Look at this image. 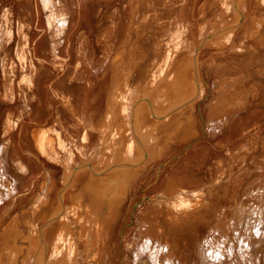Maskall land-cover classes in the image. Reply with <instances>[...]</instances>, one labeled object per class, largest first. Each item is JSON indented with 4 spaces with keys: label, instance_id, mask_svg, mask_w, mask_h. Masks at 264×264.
Segmentation results:
<instances>
[{
    "label": "bare ground",
    "instance_id": "obj_1",
    "mask_svg": "<svg viewBox=\"0 0 264 264\" xmlns=\"http://www.w3.org/2000/svg\"><path fill=\"white\" fill-rule=\"evenodd\" d=\"M104 1L108 2L110 0ZM167 1L169 0H164L163 2L167 3ZM182 1H185V3H183V12H186L189 9V0ZM64 2L65 0H40L41 6L44 7L47 12H49L44 17L48 30V36L44 39H38L34 43L33 47L30 43V36L25 31V25L20 20H17L15 26L12 25L10 16L11 13L6 8V10L0 14V101L3 103H12L18 99V101L22 103L24 110L20 109L18 111L14 126L18 125L20 121L24 122L25 115L28 117H33L34 120L38 122L47 116L52 117V124L47 123L39 125L38 123H35L36 126H32V139L30 138L29 134H23L24 125H22L19 135V139L23 141V143L25 142L24 146L26 145V148L24 151L30 158L29 164L31 166L28 165L27 167H29L30 170H33V167L37 165V162L33 160V157L39 160L41 163L39 167L42 170L41 174L44 176V179L40 185V193L33 195V198L31 197V192L33 191L35 184H37L38 176L31 178L30 183L23 191L18 190V186L16 184H9L10 187H7L4 184L3 179L5 172H7L6 167L5 165H0V203L3 202L4 199L6 200L8 197L11 199L8 208H6L3 214L0 215V223H2L7 217L8 212L14 209V206H18L23 201H27L30 198L32 199L31 204H29L30 206H28V209L22 211L27 213V215L29 213V217L33 216L35 218L39 215L42 221L41 224L36 225L29 232L27 231L28 234L23 236L22 239L26 242L25 245L20 244L19 242V244H16V240L15 243L9 242L11 241V237L9 238L10 240H7L9 243L4 245L5 247H3V251H0V264H79V260L83 254L86 260L85 264H115L114 260L112 259V250L114 247L113 226L117 223V215L119 214L118 210L122 201L125 199L124 195L128 194V191L130 190L129 188L132 187V184L139 176L141 171L139 169H142L144 164L154 157L152 155L158 156V150L153 151L152 153L149 152L147 144L149 143L150 136L154 135V133L161 128L160 130L164 129L172 139H178V134L181 133L183 128L188 126V122L190 120L189 117L191 116L194 108L193 105L198 96L200 97L203 90L201 79L202 61L200 60V54H198L199 49L205 48L207 46H213L214 48L215 46L222 47L228 41V39L225 37L227 35L225 34H227L230 28L228 29L227 27H225V34L223 33L225 36L223 37V34L220 36V26H218L215 30L211 29V32L209 30L210 33H201V35L204 36H201L198 41L196 39H189L188 33L191 31L184 27L183 38L185 39L180 43L176 37L171 36L172 47L165 51V53L160 58L163 63L161 67H159L161 70H157L160 71L158 77L156 74L153 75V70L157 68L156 66L152 70L149 69L143 84H141L136 91L130 90L128 96L126 94V89L129 88L128 78L131 77V71H126L129 72V76L127 75L128 77L126 79L125 75V80L121 78L122 81L112 75L113 79H111V84L112 91L114 92L113 96H115L114 94L118 95V93L119 96H117L116 102H114L111 95L112 91L110 92L111 94L109 95V101L111 100L113 103L110 101L112 104H108L107 102V112L105 111L106 116L103 118L101 123L96 126V132H98V135L100 136L102 146L101 152L97 158L98 160L93 163L92 155L88 154V147L91 145L90 133L88 130H86V126H84L82 123L81 127L77 129L76 134H73V126H70V122H68L65 118V115H69L70 118L76 119L77 124L79 122L78 119H82V122L85 120V117L89 115L88 107L92 101L91 95L96 82L91 75L92 65H90L89 62L85 64V70L82 69V66H84L83 62L86 59L84 53L85 50L83 49V51L82 47V53H78L75 58L73 57V64L70 62L71 54L73 52L71 51V49L73 50V44L70 42L72 41L70 37L72 32L70 30L68 31L67 26L70 21L71 11ZM132 4V6L140 5L137 0L132 2ZM201 6L200 8H202ZM245 6L246 0H235L233 2L231 9L229 10L230 15L233 16V23L231 24L233 29L240 21ZM130 8L132 9V7ZM203 9L205 8H202V10ZM133 10L134 7L132 11ZM171 10V8L167 7L163 8L162 11L166 14L170 13ZM130 13L133 17L134 13ZM202 14L204 15V13ZM132 17H130V19ZM212 18H214V16ZM230 20L231 19H229V21ZM257 20L258 18L256 21L254 20L256 25L254 22L252 23L251 30H253L254 34L259 32L261 28L260 23L257 25ZM72 23V27H75L74 20ZM225 23H222V25H225ZM207 25V20L202 22L200 31H202ZM129 26L133 27L134 29V26L128 25V27ZM221 28H223L224 32V27ZM135 29L137 30V28ZM104 34L103 36L106 35ZM255 35L256 37H259V35ZM228 36L230 37L231 34ZM129 39L130 38H128V40ZM66 40L67 45H65ZM14 42V47H11L13 49V53H11V48L9 51V47ZM257 42L255 41V43ZM162 46V40L158 39L153 45V48L156 50V52H160ZM122 47L124 46L122 45ZM130 50L131 49L129 48V51ZM38 52H41V54L43 53V56L39 55ZM124 55L125 49L120 48L117 52H114V55L109 59V65H114L116 60L118 63L121 62ZM143 55L144 54L142 53L138 56L130 54L128 57H126V59L128 58V65L132 64L133 62L135 63L136 67H141L139 63L141 60H145ZM120 64L122 65L123 61ZM18 69L20 76H18ZM51 69H53L52 74L54 73L56 78L55 81L51 79L52 82L54 81L53 83L51 82L47 84L48 82L46 83V78H48L49 70ZM263 73L264 71L262 72V75ZM239 79H245L243 74L234 76L233 79L231 78L224 80L223 78L221 81L219 80L220 85H218L220 86L219 90L221 93H223V95L226 94V96H235V102L236 99H238L240 96H243V94H246L247 96L250 92H252L250 90H246L244 87H241L242 84L239 83ZM150 86L153 87L152 90H149ZM258 86V82H254L253 90L256 91ZM143 89L144 91H142ZM220 95L222 96V94ZM237 96L239 97L237 98ZM246 98L244 100H246ZM76 100L79 102L78 107L75 105ZM216 100H219V97L216 98ZM227 100L229 101V99ZM31 102H33V105L30 104ZM34 102L38 104L37 107L34 105ZM223 104L225 106V103ZM221 105L222 104L219 103L218 106L223 107V105ZM232 105L234 106V104ZM211 109H213L212 106ZM223 110H226L227 112L228 105L227 108ZM184 111L188 112V114H186L185 121H183L181 118V116L184 114ZM6 118V121H3L6 127L4 129L5 132L8 131V125L10 124L9 118ZM62 133L66 137L67 141L70 142L71 147L75 148L74 153L72 148H68L65 142L62 140ZM254 136H252V138ZM117 141H119L118 146H114L112 150L107 148L110 142L115 144ZM240 144L242 145V143ZM253 144L254 142H249L247 148L250 147L251 149ZM31 145H35L36 148H32ZM5 146L7 145H0V156L2 161L5 160ZM255 146L257 147V145ZM60 150L63 151L64 155L61 154ZM262 153L264 154V150ZM39 154L42 156V158L44 157L47 162L49 161L50 163L61 164L63 166L64 175H62L63 180L61 185L56 184L53 179V172L51 168L46 166L45 161L41 162ZM105 154H112L113 159L110 161H104L103 157ZM136 155H138L139 160L137 163L135 162L136 164H132V162L135 161L133 159H135ZM231 155L233 156L234 154ZM231 155L229 158H231ZM138 157L136 156L137 159ZM261 157L262 158L254 159V161L257 160L255 163H258L260 162L259 160L262 161L264 159L263 155ZM236 158H233V160L231 159L228 162L225 160L227 163L223 162L224 160L221 161L225 163V165H221L223 167L219 169L220 174L218 173V175H220V179H216L215 182L211 183V186L208 190L209 193L204 191L201 192V187L197 189H191L189 188L190 186H186L174 177L167 179L168 183L165 193L159 197L157 196L158 198L154 199L155 202L153 199H151L154 202L153 207L148 212L146 211L147 213L144 215L145 219L143 220L146 222V224L143 225L141 229V235L138 234L140 236L137 238L138 244L136 246V252H138L139 255L141 254L143 257L137 256L140 259L138 261L134 260L136 264H173L174 261V264H189L182 262V258H184L186 253L189 251L192 253L197 252L196 250L202 247V242L218 244L219 240L216 239V237L223 235L222 229L225 228L223 225H227V228L228 225L229 227H233V224L231 223L232 216H229L227 213V207L224 205H218L217 207H214V213L212 212L211 215L208 214L207 211L211 208L210 204L212 201L215 203V200L220 196L224 197L225 200H232L234 191L237 190L240 183L238 175L244 170V167L242 166L244 164L241 162L243 160V155L239 156L237 153ZM233 164H236V168H238L237 172L233 171L231 167ZM160 170L161 169L159 167L154 171V177L156 179L160 175ZM190 184L191 183H189V185ZM192 185L194 186V184ZM74 186H76L75 189ZM3 190H7L8 194L5 195ZM84 192L89 196V204L85 205H83V203L86 202V195H84ZM159 193L161 194V192ZM67 194L69 198V211L73 222L68 218L66 206L64 204ZM209 198L212 199V201H209ZM49 206V210L47 208V210L44 212L42 211L43 207ZM134 208L135 207H133V210H131V213L134 211ZM132 215L133 214H130L131 219ZM140 216L142 217L143 215L141 214ZM229 219L231 221H229ZM14 221L15 217H13V220L11 221L12 223L7 225L9 230L13 231ZM140 223L143 222L140 220ZM203 225L207 230L203 235V240L201 241V238H199L201 236L200 228ZM75 226L77 229V234H75ZM139 231L140 230H138L137 233ZM124 232H120V237L122 240L125 239ZM3 239L4 233L1 232L0 244ZM76 240H78V242L81 244L82 250L79 249V243ZM250 246L251 244L248 246V250H250ZM132 247L135 246L133 245ZM3 255L5 258L4 260ZM146 256L152 258L151 263L148 262ZM118 261L119 264H123V259L121 260V258H119ZM126 263L129 264V261L127 260ZM251 264H257L256 260H253Z\"/></svg>",
    "mask_w": 264,
    "mask_h": 264
},
{
    "label": "rangeland",
    "instance_id": "obj_2",
    "mask_svg": "<svg viewBox=\"0 0 264 264\" xmlns=\"http://www.w3.org/2000/svg\"><path fill=\"white\" fill-rule=\"evenodd\" d=\"M134 1L135 0H110L108 2L104 0H65L64 2L71 11L70 21L67 26L68 31L70 30L73 35L70 36L72 39V41L70 42L71 44H73V50L71 49V51L73 52L71 54L70 62L73 64L76 55L78 53H82V50L84 49L86 59L83 62L84 66H82V69L85 70V64L89 62V64L92 65L91 75L96 82L91 95L92 101L89 106L90 108L88 107L89 115L85 117V120L82 122V119H78L79 122H81H78L77 124L76 119L70 118L69 115H65V118L68 122H70V126H73V134H76L77 129L81 127L82 123L84 126H86V130H88V132L90 133L91 145L88 147V154L92 155L93 163L98 160L97 158L101 152L102 146L100 136L98 135V132H96V126H98L106 116L107 105L112 104L113 101L116 102V98L117 96H119V93L118 95L114 94L115 96H113L114 92L112 91L111 84V79H113V76L119 78L120 81H122L121 78L124 79L126 75L125 78L127 79V77L129 76L128 74L131 71V77L128 78L129 82L126 80L129 86V88L126 89V94L129 96L130 90L136 91L137 88L141 84H143L149 69L152 70L156 66L157 68L155 69L156 71L153 70V75L156 74L157 77L159 76L160 71L157 70H161V68L159 67H161L163 63L160 58L165 53V51L169 50L170 47H172L171 36L176 37L178 39V42L180 43L185 39L183 38L184 27L191 31L189 32L190 34L188 33V38L194 40L196 39L197 41L201 36H204L201 35V33H210L212 31L211 29L215 30L218 26H220V36L223 33L225 34V27H227L228 29H233L231 25L233 23V16L230 15L229 10L231 9V6L235 0H189V9L186 12H183V3H185V1L182 0L181 2L180 0H169L167 1V3L163 2L164 0H141L142 2L140 0H137L140 5L132 6V2ZM200 6L205 9L202 10ZM130 7H132V9L134 7V10L132 11ZM167 7L171 8L172 10L170 11V13L165 14L162 10L163 8ZM5 8L11 13L10 16L12 25L15 26L17 20H20L25 25V31L30 36V43L32 47L38 39H44L48 36V30L44 17L49 12H47L44 7L41 6L40 0H0V14L4 10H6ZM262 11L264 12V0H246V6L240 21L236 24L233 30L226 29L228 30V32L226 31L227 34H225L227 36H225L224 34L222 35V37L225 36L228 39L227 43L222 47L220 46L221 48L214 45L215 48L213 46H207L205 48L199 49L198 54H200V60L202 61V93L200 97L198 96L193 105L194 108L191 116L189 117L190 120L188 122V126L183 128L180 133L181 135L178 134V139L180 138L179 140L176 138L172 139L164 129L160 130L161 128L157 132H155L154 135L150 136L149 143L147 144L149 152L152 153L153 151L158 150V156L152 155L154 157L144 164L145 167L143 166L142 169H139L141 170L139 176L132 184V187L129 188L130 190L128 191V194L124 195L125 199L124 201H122L119 208V210L121 211L118 210L119 214L117 215V223L113 226L114 247L112 250V259L114 260L115 264H119V258H121V260L123 259V264H128L126 263L127 260L129 261V264H136L134 260L138 261L140 259L138 257H143L141 254L139 255V253L136 252V246L138 244L137 238L141 235L140 233L142 232L141 229L143 225L146 224V222L143 220L145 219L144 215H146V213L153 207V203L155 202L154 199H157L160 195L165 193L168 183L167 179L174 177L186 186H190L189 188L191 189H197L201 187V192L204 191L207 193L211 186V183L215 182L216 179H220V175H218L219 169L223 167L229 160H233V158L235 159L237 157V153L239 156L243 155V160L241 162L244 164L242 165L244 167V170L242 169V173L238 175L240 183L237 190L234 191L232 200H225L224 197L220 196L216 200L214 199L216 202L213 203L212 199L209 198V201H212V203L210 204L211 208L207 211V213L211 215L212 212L214 213V207H217L218 205H224L225 207H227V213L229 214V216H232V221L230 219L229 221H231L233 227H229L228 225L227 228V225H223V227H225L222 229L223 235L216 237V239L219 240L218 244L202 242V247L200 249H197V252L195 253H192L191 251L186 253L184 258H182V262L189 264H251L253 260H256L257 264H264V159L262 161L259 160L260 162L258 163H255V161L257 160L254 161V159L262 158V155L264 156V154L262 153L264 150V73L262 75V72L264 71V46H262L264 45V13ZM130 12L134 13L133 17L131 16ZM201 12L204 13L205 16ZM229 15L232 17H230ZM213 16L216 19L212 18ZM130 17L132 18L130 19ZM260 17L263 18L261 19ZM257 18L260 21L259 22L257 20V25L260 23L261 28L260 31L255 34L259 35V37H256V35L253 33V30H251L252 23L254 22V24L256 25L255 21ZM229 19L231 20L229 21ZM251 19H254L255 21H252ZM73 20L75 21V27H72ZM203 20H207L208 25L205 26L202 31H200L201 23L204 22ZM222 23H225V25H222ZM227 24L230 25L228 26ZM128 25L134 26V29L137 28V30H134L131 26H129V28ZM221 27H224V32L223 28ZM232 32L235 36L232 34ZM251 33H253L254 35ZM103 34L105 36H103ZM230 34L231 36L229 37L228 35ZM128 38L130 39L128 40ZM158 39H161L163 43L160 52H156V50L153 48V45ZM255 41L258 42L255 43ZM15 42L9 47V51L11 47H14ZM31 45L30 48L32 50ZM65 45H67V40L65 41ZM122 45L124 47H122ZM12 48L11 53H13ZM120 48L125 49V55L121 60V62L123 61L124 65H121V62L118 63L117 60H113L115 61L114 65H109V59L114 55V52H117ZM129 48L131 49L130 51ZM38 53L39 55L43 56V53ZM141 53L144 54L143 56L145 58V60H141V62L139 63L141 67H136L135 63L133 62L132 64L128 65V58L126 59V57H128L130 54L138 56ZM52 72L53 69L49 70V76L48 78H46V83L48 82L47 84L51 83L52 80L55 81L56 77L54 73L52 74ZM18 74V76H20L19 69ZM242 74L245 79L238 80L239 83L242 84L241 87H244L246 88V90H250L252 92H250L247 96L246 94H243V96L240 97L237 96V98L239 97L238 99L240 100L236 99L235 102L234 98L236 97L226 96V94L223 95V93L220 92V86L218 85H220V81L223 78L224 80H228L231 78L233 79L234 76ZM225 77L230 78L227 79ZM254 82H258L259 85L256 91L253 90ZM152 89L153 87L150 86L149 90ZM111 91L112 94L110 93ZM142 91H144V89ZM218 93L219 95L222 94L223 97L220 95L222 97L221 98ZM110 94L113 97V101L110 100L112 103L109 101ZM218 97L219 100H216V98ZM244 97H247L246 100H244ZM227 99H229V101ZM77 100L75 101V105L78 107L79 102ZM231 100L233 103L231 102ZM226 101L229 103H227ZM219 103H221L223 107L218 106ZM223 103H225V106ZM231 103L234 104L235 107ZM30 104L33 105V102H31ZM34 105L36 107L38 106L36 102H34ZM209 105H211L213 109H211V106ZM227 105L228 110L230 111L227 110L226 112V110L223 109H226ZM20 109L24 110L22 103L19 102L18 99H16L15 102L12 103H3L0 101V125L2 128H0V145H7L5 146L6 152L4 153L5 160L2 161V158L0 156V165H5L7 171L5 172L3 177L4 184L7 187H10L11 184H16L18 186V190L20 191H23L25 189V187L30 183L31 178L38 176L37 184H35L33 191L31 192V197L33 198V195L41 192L40 185L41 182H43L44 176L41 174L42 170L39 167L41 163L34 157L33 160L37 162V165L34 166L35 168L33 167V170H30L29 167H27L28 165L31 166L29 164L30 158L24 151L26 145L24 146L25 142L23 143V141L19 139V135L22 125H24L23 134H29L30 138L32 139L31 135L33 127L36 126L35 123H38L39 125L47 123L52 124V117L47 116L48 118L45 117L41 121L39 120V123L38 121L34 120L33 117H28L25 115L24 122L20 121L18 125L14 126L16 116ZM186 114H188V112L184 111V114L181 116L183 121L186 120ZM6 117L9 118L10 124L8 125V131L5 132L4 129L6 127L3 121H6ZM252 136L254 137L252 138ZM62 140L65 142L68 148H72V151L74 153L75 148L71 147L70 142L67 141L63 133ZM249 142H254L251 149L250 147L247 148ZM240 143H242V145ZM118 145L119 141H117L115 144L110 142L107 148L112 150L114 146ZM255 145H257V147ZM31 147L33 148L35 147V145H31ZM61 154L64 155L63 151H61ZM231 154L234 155L232 156ZM230 155L231 158H229ZM39 156L41 162L45 161L46 166L51 168L53 172V179L56 184L61 185L63 180L62 175H64L63 166L61 164H54L50 163L49 161L47 162L46 159H44V157L42 158L40 154ZM136 156L138 157V155ZM136 156L135 159H133L135 161H133L132 164H136L138 162L139 157L137 159ZM112 157V154H105L103 159L104 161H110L111 159H113ZM225 160L227 162H225ZM159 167L161 169L160 175L156 179L154 177V171ZM231 167L234 172H237L238 168H236V164L231 165ZM189 183L191 184L189 185ZM192 184H194L195 188ZM133 185L137 186L134 187ZM75 187L76 186H74V189ZM3 191L5 195L8 194L7 190ZM159 192H161V194ZM84 195H86V202H84L83 205L89 204V196L87 195V193H85ZM151 199H153L154 202ZM4 200L0 203V215L3 214L6 208H8L11 199L8 197L5 201ZM31 201L32 199L30 198L27 201H23L18 206H14V209L10 210L7 217L3 220L2 223H0V233H4V239L0 244V251H3V247H5L4 245L9 242L15 243V240L16 244L20 243L25 245L26 242L22 239L23 236H25V234H28V232L36 225L42 223L39 215L35 218L33 216L29 217V213L27 215V213H24L22 211L28 209ZM64 204L66 206L68 218L73 222L72 216L69 211L68 194L66 195ZM133 207L135 208L131 213ZM47 208L49 210L50 206L43 207L42 211L44 212L45 210H47ZM24 214L26 217L24 216ZM130 214H133L132 219L130 218ZM141 214L143 215L142 217L140 216ZM13 217H15V221L12 231L7 228V225H10L12 223L11 221L13 220ZM139 219L143 223H140ZM204 227L205 226L203 225L200 228L201 236L199 238H201V241L203 240V235L207 230ZM76 230L77 229L75 226V231ZM138 230L140 231L137 233ZM121 231H123L125 234V239L123 240L120 237ZM75 234H77V231L75 232ZM9 238L11 239V241L8 242L7 240H10ZM76 241L78 242V240ZM134 241L136 242V244ZM250 244V247L252 249L250 248V250H248V246ZM133 245L135 247H132ZM79 249L82 250V246L80 243ZM250 258H252L253 260ZM4 259L5 258L3 255V260ZM151 259L152 258L147 257L149 263H151ZM85 263L86 260L83 254V256L81 255L79 264Z\"/></svg>",
    "mask_w": 264,
    "mask_h": 264
}]
</instances>
